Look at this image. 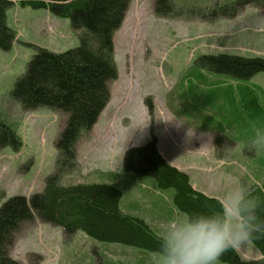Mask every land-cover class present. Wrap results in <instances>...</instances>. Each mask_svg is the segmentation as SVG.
Here are the masks:
<instances>
[{
	"label": "rangeland",
	"instance_id": "rangeland-1",
	"mask_svg": "<svg viewBox=\"0 0 264 264\" xmlns=\"http://www.w3.org/2000/svg\"><path fill=\"white\" fill-rule=\"evenodd\" d=\"M14 1L7 21L16 39L9 50L0 49V111L20 135L21 147L0 149V205L10 196L42 191L55 170V141L65 121L61 111L47 107L22 110L10 98L14 82L36 46L60 52L79 43L68 18ZM155 1H129L112 35L117 76L108 84L109 99L76 142L77 170L62 181L113 183L122 190L119 207L160 233V220L184 216L172 207V189H160L122 165L126 149L151 136L193 188L217 195L225 208L241 185L262 186L264 72L239 80L203 70L195 60L202 53L264 57V8L245 5L232 17L202 18L188 11L232 0H171L181 12L163 16ZM136 250L147 252L100 242L81 230L67 235L34 216L14 233L8 255L18 264H130L143 256ZM144 255V264H162L156 255Z\"/></svg>",
	"mask_w": 264,
	"mask_h": 264
},
{
	"label": "trees",
	"instance_id": "trees-1",
	"mask_svg": "<svg viewBox=\"0 0 264 264\" xmlns=\"http://www.w3.org/2000/svg\"><path fill=\"white\" fill-rule=\"evenodd\" d=\"M130 0H19L21 6L47 9L51 14L68 18L77 31L78 45L54 52L36 46L25 72L16 79L10 98L22 110L47 107L65 115L63 127L55 141V170L45 179L40 192L29 197L13 195L0 205V264H18L8 255L14 233L21 224L37 216L41 221L60 226L67 235L81 230L93 239L122 243L161 254L160 236L141 217L119 207L122 190L113 183H69L65 175L77 170L75 146L79 137L90 130L109 99V82L116 78L112 35L120 25ZM13 0H0V49L9 50L16 38L8 25L6 13ZM245 5L262 6L264 0H232L210 8L188 11L202 18L232 17ZM171 0H156L155 11L166 16L180 13ZM203 70L225 74L235 79H248L264 72V57L231 53H202L196 60ZM218 137L214 139L218 143ZM21 147L20 135L12 122L0 111V149ZM123 169L151 178L158 188L172 189L171 204L186 214L215 211L222 206L217 197L193 188L187 173L168 163L157 148L154 136L140 146L126 149ZM252 189L259 201L258 217H264V181ZM2 196H0L1 198ZM263 257L243 259L228 248L217 261L228 264H264V232L250 239Z\"/></svg>",
	"mask_w": 264,
	"mask_h": 264
},
{
	"label": "clouds",
	"instance_id": "clouds-1",
	"mask_svg": "<svg viewBox=\"0 0 264 264\" xmlns=\"http://www.w3.org/2000/svg\"><path fill=\"white\" fill-rule=\"evenodd\" d=\"M258 199L241 185L224 204L209 212L172 216L158 222L162 264H216L228 248H239L255 233L264 232Z\"/></svg>",
	"mask_w": 264,
	"mask_h": 264
},
{
	"label": "crops",
	"instance_id": "crops-1",
	"mask_svg": "<svg viewBox=\"0 0 264 264\" xmlns=\"http://www.w3.org/2000/svg\"><path fill=\"white\" fill-rule=\"evenodd\" d=\"M14 1V0H13ZM15 2V1H14ZM8 12V11H7ZM6 17H7V20H8V15L6 13ZM8 23V21H7ZM161 154V153H160ZM162 155V154H161ZM163 156V155H162ZM164 158V157H163ZM165 159V158H164ZM168 162V161H167ZM171 164V163H170ZM175 166V165H174ZM264 181V180H263ZM262 181V182H263ZM260 182V183H262ZM204 194L208 195V196H213V197H217V195H213L211 193H207V192H204L202 191ZM219 199V198H218ZM236 251L239 253V255L246 259V260H256V259H260L263 257L262 253L260 252V250L254 245V243H252L251 240H249L246 244H244L243 246L239 247V248H235ZM135 252H139L140 254H142L143 256H148V255H144L145 251L141 252V251H135ZM244 255V256H243ZM143 256H140V257H137L136 259L134 258V260H132L130 262V264H144L146 261L144 259ZM125 264V263H123Z\"/></svg>",
	"mask_w": 264,
	"mask_h": 264
}]
</instances>
